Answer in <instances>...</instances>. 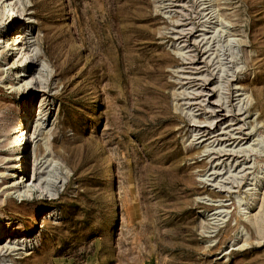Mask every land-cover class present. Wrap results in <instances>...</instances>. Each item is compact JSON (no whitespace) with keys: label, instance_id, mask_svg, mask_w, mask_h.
<instances>
[{"label":"rangeland","instance_id":"1","mask_svg":"<svg viewBox=\"0 0 264 264\" xmlns=\"http://www.w3.org/2000/svg\"><path fill=\"white\" fill-rule=\"evenodd\" d=\"M0 13V264H264V0Z\"/></svg>","mask_w":264,"mask_h":264},{"label":"bare ground","instance_id":"2","mask_svg":"<svg viewBox=\"0 0 264 264\" xmlns=\"http://www.w3.org/2000/svg\"><path fill=\"white\" fill-rule=\"evenodd\" d=\"M2 0H0V2H1ZM13 0H10V3L12 2ZM9 6L11 5V4H8ZM8 8V6L7 7H4V9L6 10ZM9 12V15L11 16V17H13V19L12 20H17V16H16V14L14 13V5H12V7L10 8V10L8 11ZM0 15H2L1 13H0ZM8 19H9V17H8ZM217 29V28H216ZM21 37H22V35H21ZM20 38V37H19ZM26 40V39H25ZM24 40V41H25ZM10 41H12V38H9L6 42H3V48L4 49H8L9 50V52L11 51L12 52V50H14L15 48L14 47H16L17 45H12V43H10ZM26 43V42H25ZM24 42H23V44H21L22 45V47H24L25 45H27V44H25ZM27 48H29L28 46H27ZM26 48V49H27ZM29 50V49H28ZM29 53V51H25V54H28ZM31 58V57H30ZM13 64V63H12ZM21 75V74H20ZM23 77H24V75H22ZM238 90H240V89H238ZM239 96V95H238ZM218 114V113H217ZM220 116V115H219ZM228 116H227V114L226 115H224V118H227ZM22 136V135H21ZM32 136V135H31ZM234 138V137H233ZM26 139V133L23 135V137H22V141H24ZM205 139V138H204ZM30 140V139H29ZM210 140V139H209ZM250 151V150H249ZM15 158H17V157H15ZM24 158V157H23ZM21 167V166H20ZM19 167V168H20ZM22 167L24 168V166L22 165ZM24 177V176H23ZM20 178V181L18 182V183H13V184H11V191H13L18 197H22L24 194H26V192L28 191V190H26L25 189V187H21L20 185L22 184V182H23V179L24 178ZM19 178V177H18ZM24 186V185H23ZM29 192V191H28ZM215 203L217 204H220L218 201H215ZM218 206V205H217ZM3 231V230H2ZM3 242V241H2ZM1 244V243H0Z\"/></svg>","mask_w":264,"mask_h":264}]
</instances>
